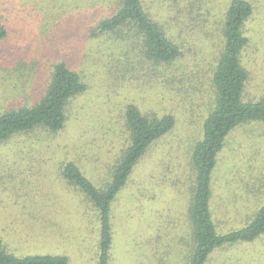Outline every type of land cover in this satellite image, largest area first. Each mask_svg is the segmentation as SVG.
Segmentation results:
<instances>
[{
	"label": "trees",
	"instance_id": "obj_1",
	"mask_svg": "<svg viewBox=\"0 0 264 264\" xmlns=\"http://www.w3.org/2000/svg\"><path fill=\"white\" fill-rule=\"evenodd\" d=\"M64 1L48 0L40 4L37 0H0V41L7 44L9 51L1 62H5L3 67L11 68L10 72L3 68V73L18 72V66L26 63L22 57L16 61L11 58L13 48L17 49L18 40L27 32L31 15L39 13L45 19L46 10L62 9ZM70 1L80 21L71 41L79 44L77 58L116 69L109 76L105 93L109 100L111 93H117L120 87L123 91L120 113L113 114L116 123L111 129L110 143L116 144L123 135L125 140L115 151L111 145L99 152L94 137L88 138V131L82 127L86 123L80 124L85 155L92 156L91 163L101 165L107 174L102 185L94 181V175L84 170L76 158L66 157L62 162L59 180L65 184L64 191H73L83 207L80 220L85 223L87 234L78 249L70 253L15 249L13 244H19V240L13 233L17 227L26 230V226H19L14 220L5 225L2 222L5 216L0 214V264H74L73 259H83L86 264H123L114 246V203L132 181L146 153L175 129L180 111L173 99L187 100V83L182 84L193 80L191 74L197 73L194 65L198 64L193 62L187 69L177 66L178 61L200 56L203 37L210 40L215 32L218 49L210 80L214 99L202 120L200 138L188 147L182 166L177 161L173 163L172 158L162 163L170 183L161 171L150 174L147 186L143 182L135 186L125 216L130 224H137V229L127 228L124 251L133 255L136 262L132 264H172L175 254L180 258L177 264H208L222 249L264 239L262 183L254 189L243 185V194L234 205L227 206L222 200L215 205L213 196L214 173L231 135L241 127L264 126V93L255 99L245 98L250 72L244 55L251 42L246 26L255 14L253 1ZM72 28L73 24L66 31L69 33ZM54 61L49 81L34 102L27 100L28 93L22 88L19 95L24 96L23 101L0 109V145L21 135L31 134V144L38 137L52 138L76 118L71 117V111L76 100L89 92L90 82L84 69L75 68L64 58ZM105 124L99 125L98 138H111L107 137ZM172 149L166 152L170 155ZM70 152L66 151V155ZM34 153L31 151V161ZM17 155L14 158L25 159ZM170 168L174 170L173 176L168 174ZM171 188L176 189L183 201L176 218L171 217L173 213L155 208L163 192ZM7 199L13 206L28 204L25 199ZM26 216L30 218V213L24 209L19 218ZM142 222L146 225L142 226ZM53 224L31 213V246L45 243L48 233L53 227L56 229L57 223ZM136 254L141 255L137 260Z\"/></svg>",
	"mask_w": 264,
	"mask_h": 264
},
{
	"label": "rangeland",
	"instance_id": "obj_2",
	"mask_svg": "<svg viewBox=\"0 0 264 264\" xmlns=\"http://www.w3.org/2000/svg\"><path fill=\"white\" fill-rule=\"evenodd\" d=\"M45 1L48 2V0H37L40 4ZM252 1L256 10L246 26L247 36L251 42L244 55L246 66L250 72L245 92L246 99H255L264 93V0ZM64 3L65 6L62 9L46 10L43 13L45 19L42 15L39 16V13H35L31 15V20H27L29 22L28 27L26 26L27 32L18 40V47L17 49L14 47L12 52L14 54L11 58L13 61L22 57L26 62L24 65L18 66V72L3 73V68L9 72L11 68L3 67L5 64V62H1L3 55L8 54L9 51L7 44L0 41V109L19 100L23 101L24 96L19 95L22 93V88L28 93L27 100L30 103L34 102L44 91L49 81L52 63L59 58H64L79 70L84 69L90 82L89 92L76 100L71 111V117L76 118L72 119L71 124L65 130L55 134L52 138H35L32 144L31 134H29L16 136L0 145V200L4 201L0 203V214L5 216L2 219L5 225L14 220L17 225L26 226L24 228L26 230L17 227L13 233L15 239L19 240V244H13V248H19L24 252L57 250L70 253L78 249L84 235L87 234L84 232L85 223L80 220L83 211L82 205L78 202L73 191H64L63 185L65 184L59 180L60 168L66 157L68 159L76 158L84 170L94 175L93 179L98 185H102L107 179V174L101 165H94L91 163L92 156L85 155L87 149L81 144L84 138L80 136L82 133L79 130L80 124H87L82 127L88 131V138L94 137L95 146L100 147V149L96 148L99 152H103L102 149L109 148L111 145L115 151L121 147L125 140L123 135L116 144L110 143L111 129L116 123L113 116L120 113L123 91L120 87L117 93L113 95L111 93L110 102L105 97V93L109 76L111 78L116 69L110 68L109 65H99L100 63L97 61L94 63L88 60V62H84L81 57L77 58L79 54L76 52L79 44L71 41L75 36L74 31H77L75 29L79 26L77 24L79 20L76 18L77 14H75L74 8L72 9V2L65 0ZM72 24L74 29L72 28L68 33L66 28L72 27ZM217 42V32L211 35L210 40L203 37V49L201 48L199 51L200 56L195 59L183 57L178 61L177 66H184L187 69L192 66L193 62L198 64L194 65L197 73L191 74L193 80L182 84L185 86L187 83L185 93L187 100L173 99L180 111L175 129L146 153L141 163L136 167L132 181L114 203L113 222L116 235L114 246L119 260L123 264H132L135 261L133 255L124 251L123 244L127 228L131 227L130 230L133 231L137 229L135 228L137 224L135 222V224H130V220H127L125 216L135 186L141 182L147 186L150 174L153 172L159 174L163 171L162 163L167 158H172L173 163L177 161L182 166V163L184 164L187 159L188 147L200 138L202 120L214 99L210 80L214 55L218 49ZM13 66L17 67L15 64ZM99 79H103L105 82H101ZM132 85L134 82L131 83V88ZM183 103L186 107L183 106ZM88 119H91V123H88ZM101 123H106L105 132L107 137L111 138L97 137V130ZM176 144H178V148L172 149ZM64 145H70V147L66 148ZM170 147L172 154L169 155L166 150ZM31 151L35 152L33 161H31ZM66 151L71 152L66 155ZM17 154L22 155L25 159L14 158L13 155ZM168 171L170 172L168 174L173 176L174 170L170 168ZM163 176L169 183L171 182L164 171ZM213 181L215 205L222 201L227 206L234 205L236 198L238 199V196L243 194V185L245 184L254 189L262 183L260 189L264 192V126L241 127L231 135L219 159ZM174 189L165 190L155 203V208L158 211L173 213L171 214L172 218H176L179 214L183 202L181 195ZM262 195L264 197V194ZM8 197L10 199H25L28 204L19 203L18 206H13L8 202ZM24 209L30 213V218L27 216L19 218L20 212ZM31 213L38 219L50 222L51 226L55 225L53 222L57 223L56 229L53 227L48 233L45 240L47 243L31 246V227L29 226ZM140 216L139 214L138 217ZM38 222L40 223V221ZM144 225L146 224L144 223L142 226ZM59 232L62 233L61 236H57L60 234ZM24 238L26 239L22 240ZM76 239H80V241ZM128 249L131 248L128 247ZM140 256V254H136V260ZM179 259V256L175 254L172 264L180 263L177 262ZM73 263L86 264V261L73 259ZM208 264H264V239L252 244L222 249Z\"/></svg>",
	"mask_w": 264,
	"mask_h": 264
}]
</instances>
